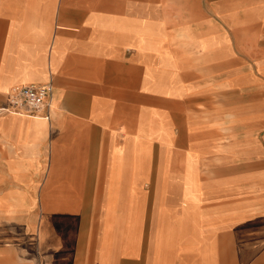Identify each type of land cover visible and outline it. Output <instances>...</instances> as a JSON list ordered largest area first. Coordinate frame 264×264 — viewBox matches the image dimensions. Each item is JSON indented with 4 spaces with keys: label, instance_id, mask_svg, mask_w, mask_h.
Wrapping results in <instances>:
<instances>
[{
    "label": "crops",
    "instance_id": "1",
    "mask_svg": "<svg viewBox=\"0 0 264 264\" xmlns=\"http://www.w3.org/2000/svg\"><path fill=\"white\" fill-rule=\"evenodd\" d=\"M48 83L0 114V264H264V0H0V106Z\"/></svg>",
    "mask_w": 264,
    "mask_h": 264
},
{
    "label": "built area",
    "instance_id": "2",
    "mask_svg": "<svg viewBox=\"0 0 264 264\" xmlns=\"http://www.w3.org/2000/svg\"><path fill=\"white\" fill-rule=\"evenodd\" d=\"M51 95L52 86L50 83L42 86H14L8 91L5 104L0 106V114L38 116L42 110L49 106Z\"/></svg>",
    "mask_w": 264,
    "mask_h": 264
},
{
    "label": "rangeland",
    "instance_id": "3",
    "mask_svg": "<svg viewBox=\"0 0 264 264\" xmlns=\"http://www.w3.org/2000/svg\"><path fill=\"white\" fill-rule=\"evenodd\" d=\"M102 233V226L98 225V237L100 236V234ZM248 243H254L253 241L252 242H248ZM263 245H264V242H263Z\"/></svg>",
    "mask_w": 264,
    "mask_h": 264
}]
</instances>
